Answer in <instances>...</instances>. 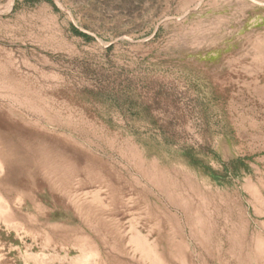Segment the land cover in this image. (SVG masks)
Masks as SVG:
<instances>
[{"label": "rangeland", "instance_id": "1", "mask_svg": "<svg viewBox=\"0 0 264 264\" xmlns=\"http://www.w3.org/2000/svg\"><path fill=\"white\" fill-rule=\"evenodd\" d=\"M0 264H264V0H0Z\"/></svg>", "mask_w": 264, "mask_h": 264}, {"label": "trees", "instance_id": "2", "mask_svg": "<svg viewBox=\"0 0 264 264\" xmlns=\"http://www.w3.org/2000/svg\"><path fill=\"white\" fill-rule=\"evenodd\" d=\"M75 32H76L77 34H81V35H83V33L80 32L79 30H75Z\"/></svg>", "mask_w": 264, "mask_h": 264}, {"label": "bare ground", "instance_id": "3", "mask_svg": "<svg viewBox=\"0 0 264 264\" xmlns=\"http://www.w3.org/2000/svg\"><path fill=\"white\" fill-rule=\"evenodd\" d=\"M258 51V50H257ZM257 58V56H255Z\"/></svg>", "mask_w": 264, "mask_h": 264}]
</instances>
